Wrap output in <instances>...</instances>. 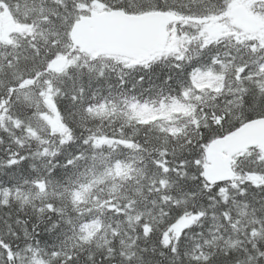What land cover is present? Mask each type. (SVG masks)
Segmentation results:
<instances>
[{
    "label": "snow or ice",
    "instance_id": "6c2138e0",
    "mask_svg": "<svg viewBox=\"0 0 264 264\" xmlns=\"http://www.w3.org/2000/svg\"><path fill=\"white\" fill-rule=\"evenodd\" d=\"M0 264H264V0H0Z\"/></svg>",
    "mask_w": 264,
    "mask_h": 264
}]
</instances>
